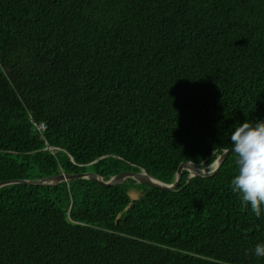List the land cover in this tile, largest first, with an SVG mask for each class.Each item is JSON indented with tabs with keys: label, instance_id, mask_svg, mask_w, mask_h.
Listing matches in <instances>:
<instances>
[{
	"label": "trees",
	"instance_id": "16d2710c",
	"mask_svg": "<svg viewBox=\"0 0 264 264\" xmlns=\"http://www.w3.org/2000/svg\"><path fill=\"white\" fill-rule=\"evenodd\" d=\"M258 119L264 0H0V182L143 169L172 184ZM237 171L231 154L173 192L5 186L0 264H264Z\"/></svg>",
	"mask_w": 264,
	"mask_h": 264
},
{
	"label": "clouds",
	"instance_id": "9594fccd",
	"mask_svg": "<svg viewBox=\"0 0 264 264\" xmlns=\"http://www.w3.org/2000/svg\"><path fill=\"white\" fill-rule=\"evenodd\" d=\"M231 151L236 156L237 174L231 181L244 207L251 206L257 217L264 212V120L235 125L230 136ZM227 154L228 149H223ZM213 155H217L216 147ZM254 255L264 257V243H258Z\"/></svg>",
	"mask_w": 264,
	"mask_h": 264
},
{
	"label": "water",
	"instance_id": "95a60500",
	"mask_svg": "<svg viewBox=\"0 0 264 264\" xmlns=\"http://www.w3.org/2000/svg\"><path fill=\"white\" fill-rule=\"evenodd\" d=\"M234 154L231 150H228L227 154L224 151L216 158L214 163H212L209 167H203L205 162L201 164H195L193 162H184L180 165L176 181L172 184L163 183L152 176L148 175L145 170L141 169V171H125L116 176H113L111 179L106 181L103 177L99 176L93 172H82L79 174H66L60 173L57 175L37 179V180H14V181H4L0 182V188L5 186L14 185V184H24L29 186H48V185H58L63 182H67L70 180H78V179H87L93 181L100 186L103 187H111L125 183L127 180L133 179L137 183L144 185L148 188L173 192L176 191L182 181L183 172L188 171V182L195 177L199 178H211L215 176V174L220 170L224 162L228 159V157Z\"/></svg>",
	"mask_w": 264,
	"mask_h": 264
},
{
	"label": "rangeland",
	"instance_id": "374dc122",
	"mask_svg": "<svg viewBox=\"0 0 264 264\" xmlns=\"http://www.w3.org/2000/svg\"><path fill=\"white\" fill-rule=\"evenodd\" d=\"M143 193H144V190L142 189H133V190H130L129 195L132 200H137L143 195Z\"/></svg>",
	"mask_w": 264,
	"mask_h": 264
},
{
	"label": "built area",
	"instance_id": "2783aa9c",
	"mask_svg": "<svg viewBox=\"0 0 264 264\" xmlns=\"http://www.w3.org/2000/svg\"><path fill=\"white\" fill-rule=\"evenodd\" d=\"M38 128H39V130H41V131H42V130H45V126H44L43 124L40 125Z\"/></svg>",
	"mask_w": 264,
	"mask_h": 264
},
{
	"label": "bare ground",
	"instance_id": "6f19581e",
	"mask_svg": "<svg viewBox=\"0 0 264 264\" xmlns=\"http://www.w3.org/2000/svg\"><path fill=\"white\" fill-rule=\"evenodd\" d=\"M122 185V184H121Z\"/></svg>",
	"mask_w": 264,
	"mask_h": 264
}]
</instances>
